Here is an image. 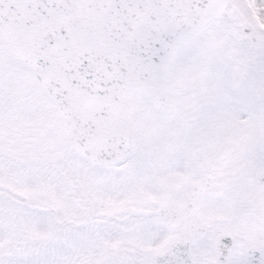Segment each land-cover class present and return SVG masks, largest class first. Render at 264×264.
Wrapping results in <instances>:
<instances>
[{
	"label": "snow or ice",
	"instance_id": "1",
	"mask_svg": "<svg viewBox=\"0 0 264 264\" xmlns=\"http://www.w3.org/2000/svg\"><path fill=\"white\" fill-rule=\"evenodd\" d=\"M0 264H264V0H0Z\"/></svg>",
	"mask_w": 264,
	"mask_h": 264
}]
</instances>
